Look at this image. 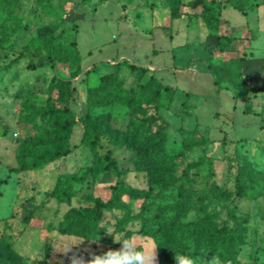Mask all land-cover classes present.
Returning <instances> with one entry per match:
<instances>
[{"label":"rangeland","instance_id":"1","mask_svg":"<svg viewBox=\"0 0 264 264\" xmlns=\"http://www.w3.org/2000/svg\"><path fill=\"white\" fill-rule=\"evenodd\" d=\"M196 1L0 0V238L25 264H70L73 254L88 260L90 253L119 249L109 229L114 237L125 233L159 246L152 233L180 218L197 222L207 210L220 229L237 233L238 264L264 263V113L260 99H252L256 113L247 114V99L234 97L233 88L239 96L245 88L238 74L242 64L229 40L241 31L231 23L245 21L240 12L264 0H203L210 12L195 7ZM248 17L253 22L256 15ZM217 36L224 37L222 50L215 48ZM253 44L257 54L264 52L262 23ZM72 46L76 55L69 53ZM50 53L65 55L68 62L38 66ZM78 59L81 75L61 84ZM118 69L123 86L115 98V84H103L101 78ZM152 75L173 89L172 101V94L157 100L156 87L141 89ZM185 102L197 119L183 111ZM47 103L68 109L77 119L102 116L88 124L90 134L104 142L126 187L136 191V198L121 199L128 213H105L104 232L96 240L60 229L67 213L93 210L95 201H108L117 185L112 173L98 180L90 176L97 165L92 149L82 143L81 122L70 130L66 156L35 170H12L25 143L51 133L21 122L22 115ZM156 116L161 119L146 123L142 131L165 130L162 170L147 162L135 134L140 120ZM65 188L69 202L57 198L58 189ZM222 190L226 197H220ZM232 215L246 222L236 227ZM80 241L66 255L56 251ZM157 252V264H162L159 247ZM196 256L198 264H209L214 256L221 264L219 254L204 247Z\"/></svg>","mask_w":264,"mask_h":264},{"label":"trees","instance_id":"2","mask_svg":"<svg viewBox=\"0 0 264 264\" xmlns=\"http://www.w3.org/2000/svg\"><path fill=\"white\" fill-rule=\"evenodd\" d=\"M199 5H203L204 11L210 12L211 7L209 8L208 4L203 0H198L194 4L195 7ZM4 11V9L1 10L2 13ZM216 38V50H222L221 46L224 42V37L217 36ZM229 40L234 41L235 38L231 37ZM210 51L212 52L213 50ZM69 53L72 55L75 53L74 55H76L74 46L69 49ZM67 62L68 59L65 55L50 53L48 60L40 63L38 66L51 65L55 67L59 64H66ZM76 64V69L71 72L69 78H60L59 81L61 84L70 83L73 78L81 75L82 71L79 59L76 61ZM132 68L135 70L138 67L132 66ZM138 69L142 70L143 73L148 72L147 69H141L140 67ZM119 72L120 70L118 69L114 73L101 78L103 84H115L113 92L115 98L121 95L123 86V81L119 78ZM140 87L144 92L149 91L151 87H156L157 90L154 95L157 100L164 98L167 94H172L170 100H173V89L165 85L154 75L151 76L146 84L140 85ZM261 108L264 111V94L261 96ZM193 109L194 107L190 106L188 102L183 104V111L189 117L197 119V115ZM244 112L247 114L256 113L252 105V99L246 100ZM160 119V116H156L152 121L140 120L135 134L139 136L140 146L143 148L147 162L151 165H157L158 169L162 170L167 162V156L163 151V143L166 140L165 130L162 128L157 133H148L146 130L142 131L146 123L156 122ZM101 120H103L102 116L91 117L88 114L77 119L68 109L57 108L50 103L36 109L32 108L29 116H21V122L24 124H32L41 130L50 128L51 133L43 135L35 144L32 142L25 143L19 150L18 167L12 169L16 172L31 171L66 156L68 151L64 147V144L69 137L70 130L77 123L81 122L84 125L82 143L92 149L97 165V167H93L90 170V176L94 177L95 180L101 179L102 176L108 173H112L117 177V185L113 188V195L108 201L97 199L95 201V208L90 211L73 209L67 213L60 225L63 233L79 234L87 241L96 240L103 234L102 222L106 212H111L115 209H124L128 213L125 206L121 204V199L125 196L130 198L137 197L135 189L126 187L125 182L121 179L118 164L112 158L111 151L106 148L101 139L93 137L90 134L88 124L91 121L100 122ZM197 124L199 123L197 122ZM204 139L208 140L205 137ZM160 173L162 176L164 175V172ZM240 176L241 173L237 176L238 181ZM236 188L239 193L242 192L241 185H237ZM56 194L60 201H70L71 193L68 188L58 189ZM226 196V190L220 191V197ZM254 198H257V195H254ZM204 202L205 200H202L203 204H205ZM184 204L188 206V209L192 207L188 201H185ZM208 207L209 205L207 204L206 208ZM208 212L207 210L206 215L201 217L197 222L184 223L182 218H180L166 229H158L152 233L159 244L162 264H176L174 254L196 256L202 251L203 247L210 254H219L221 264H238V247L240 244L236 243L235 236L237 233L226 227L220 229L213 221L214 216ZM231 218L236 227L246 222V218L242 219L240 216L232 215ZM129 219L130 216L128 215L122 223L123 230ZM0 264H25L23 258L13 250L11 244L5 237L0 238Z\"/></svg>","mask_w":264,"mask_h":264},{"label":"crops","instance_id":"3","mask_svg":"<svg viewBox=\"0 0 264 264\" xmlns=\"http://www.w3.org/2000/svg\"><path fill=\"white\" fill-rule=\"evenodd\" d=\"M251 13L256 15L252 19L253 22L248 19ZM240 14L245 18L244 22L236 24L230 20L233 28L241 30L234 36L236 39L233 41L231 48L234 49V54L232 53V55L236 56L234 58L238 57L237 59L242 64L238 74L243 81L245 93L239 96L236 93V89L233 88L235 92L234 97H244L247 100L253 98L260 99L261 107V96L264 94V52L257 54L253 43L260 36L261 23L264 24V4L260 3L258 6H253L248 12H240ZM263 113L264 111H262ZM259 264L264 263L260 262Z\"/></svg>","mask_w":264,"mask_h":264},{"label":"clouds","instance_id":"4","mask_svg":"<svg viewBox=\"0 0 264 264\" xmlns=\"http://www.w3.org/2000/svg\"><path fill=\"white\" fill-rule=\"evenodd\" d=\"M113 238V243L121 245L119 249H108L102 254L90 253V258L85 260L82 256L73 254L70 257V264H157L158 245L152 239L138 240L132 237H126L125 233L119 236H113L112 230L107 231ZM82 241L74 244H65L56 249L57 252L67 254L73 247H78ZM176 264H198L201 260L198 256H189L174 254ZM209 264H219L215 256L209 261Z\"/></svg>","mask_w":264,"mask_h":264}]
</instances>
